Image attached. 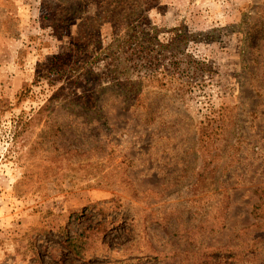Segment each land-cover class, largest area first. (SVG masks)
I'll return each instance as SVG.
<instances>
[{
	"label": "rangeland",
	"instance_id": "rangeland-1",
	"mask_svg": "<svg viewBox=\"0 0 264 264\" xmlns=\"http://www.w3.org/2000/svg\"><path fill=\"white\" fill-rule=\"evenodd\" d=\"M98 1L0 0V264H264L245 250L264 244V0H137L130 31ZM123 36L153 49L140 102L91 61ZM23 41L53 53L19 60ZM73 58L90 60L78 80ZM220 111L229 155L210 162L199 125Z\"/></svg>",
	"mask_w": 264,
	"mask_h": 264
},
{
	"label": "trees",
	"instance_id": "trees-1",
	"mask_svg": "<svg viewBox=\"0 0 264 264\" xmlns=\"http://www.w3.org/2000/svg\"><path fill=\"white\" fill-rule=\"evenodd\" d=\"M96 1H98V0H96ZM99 1L105 2L104 0H99ZM99 1H98V3H99ZM136 2H137V0H109V2H108L109 4L114 3L115 7L122 6L123 10L125 11V15L127 16L126 17L127 18L126 25H127V30H129V31L133 28V25H134V19H135L134 13H135V9L137 6ZM98 6L100 7L102 5H98ZM129 40H130V43H128ZM43 41H45V40L43 39ZM41 45H42V47H46V48L41 47V51H40L37 48H33V47L28 48L30 46V44H26L23 41L22 44L19 45V47H18L17 57L19 58V60L21 59L22 61H24L23 56L26 58L27 53H32L33 57H36L38 60H39V58H44L45 60H48V58L51 57L48 54H52L53 49L48 48L49 44L46 42H42ZM27 48H28V50H26ZM33 49L37 50V53ZM153 54H154L153 49L149 48L148 46H145V44L143 42H140L139 36H135L134 38L130 37L129 39L126 38L125 36H123V39H121L120 37L115 38L112 42H110L107 46H105L100 51V54H98V60H100V61H96L95 57L93 59H91V61L94 63H96V62L104 63V65L107 67V70H105L106 75H104V79L116 80V79L122 78V77L125 78L127 83L129 84L128 85L129 90L127 91V94L130 95L131 97L135 96L136 99L138 98L137 101L140 102L141 99L143 100V98L140 99V97L137 95V87H136L137 81H135V80L131 81L130 78L132 77V73L136 70L139 63H142L143 66L144 65L151 66V67L153 66V62H154V55ZM52 57H55V55ZM28 59H31V58H28ZM77 61L79 62L78 64H77ZM89 61L90 60H88L86 63L83 64L82 63L83 61L81 62L78 58H73L74 63L70 67L69 73L70 74H76L77 80L80 79V75L82 73L86 72V68H89L87 66V63ZM60 68H57L56 70L54 68H50V69L48 68L47 74L54 72V70H55L54 74L59 73ZM23 69H24V67H23ZM112 73H113V75H112ZM140 75H142V74H140ZM142 76H143L145 81H152L153 80L152 74H143ZM19 92H22V90H20ZM84 95H85V91L82 90V91H80V94L78 96L84 97ZM66 96H68V95L62 94V95H60L61 99L56 98V99L48 100L45 105L39 107L36 110H34V108H33L28 113H26L24 116L19 117L17 122H15L13 125V128H15L16 132H15V134H13L12 137L13 138L18 137L20 135V133L22 132V130H24V127L20 129V126L28 124L32 120V118L34 116H36L37 114L46 115V112L48 109V104L50 102L57 101V100H64V98ZM71 103H73V102H71ZM218 110L219 109H217L215 111H218ZM3 114H4V112H0V117ZM224 114H225V112L220 111L218 113V116L215 114H213L212 117L207 116V120L205 121V123L203 122L199 125V135H200L199 144H200V148L202 147L203 150H201V151L198 150V151H199V153L201 152L200 153L201 156H202V154L205 153V157L208 158L210 162L216 161L217 157H222V158L226 159V157L229 155V147L228 146H222V142H221V138L223 136L222 135L223 129H222V124L220 123V120L222 119V116ZM234 122L236 123L235 117H233V120H232V123H234ZM32 130H33V127H32ZM237 134H238V130L236 131V134L234 136L232 135L231 138L233 140H235L237 138ZM25 137L28 138L27 136H25ZM230 142H228V143L230 144ZM25 144H27V143H25V141L23 140L22 146H25ZM234 158L235 157H232L231 159L229 158V161L230 160H231V162L234 161ZM230 164H232V163H230ZM222 168H225V165H223L221 167V170L223 171ZM199 177L200 178H199V180H197V182H199V184L201 186V183L203 182V170L200 171ZM217 192L218 191H216V193ZM92 206H94V204ZM212 218L213 217H208L207 221H204L205 219H203V222H207V224L204 225L203 227H209V222L212 221ZM213 226L215 227V225H211L210 227H213ZM104 230H105V226H100L97 229H92V228L91 229L90 228L85 229L83 236L81 235L82 238L80 239V244H81V248L83 250V254L81 255V257L79 255H76V256L80 257L82 260H86L87 256L89 255V252H92L95 250L97 242L101 241V239H102V241H104V238L102 237L103 234L105 233ZM101 232H103V233L101 234ZM31 245L33 248L34 243H31ZM245 250L248 251V253L250 252L253 254L260 253V252L263 253L264 252V244L261 242H257L255 240H253L252 242H247L245 244ZM248 253H246V254H248Z\"/></svg>",
	"mask_w": 264,
	"mask_h": 264
},
{
	"label": "crops",
	"instance_id": "crops-1",
	"mask_svg": "<svg viewBox=\"0 0 264 264\" xmlns=\"http://www.w3.org/2000/svg\"><path fill=\"white\" fill-rule=\"evenodd\" d=\"M12 52V51H11ZM17 53V52H16ZM12 55H13V57H15L16 55H15V51H13V53H12ZM13 61H14V58H13ZM15 63H16V60L14 61ZM13 62V63H14ZM13 63H11L12 65H13ZM9 66H10V63H9ZM1 67H2V65H1ZM9 68V67H8Z\"/></svg>",
	"mask_w": 264,
	"mask_h": 264
}]
</instances>
